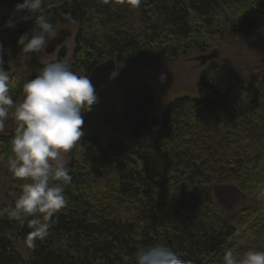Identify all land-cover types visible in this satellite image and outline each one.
Segmentation results:
<instances>
[{"label":"trees","instance_id":"obj_1","mask_svg":"<svg viewBox=\"0 0 264 264\" xmlns=\"http://www.w3.org/2000/svg\"><path fill=\"white\" fill-rule=\"evenodd\" d=\"M22 2L0 0V40L27 81L45 66L40 51L25 54L16 43L32 21L3 27ZM138 7L131 0H45L42 11L56 27L69 23L65 14L80 24L70 65L88 77L105 58L117 68L151 66L205 51L218 37L246 39L264 28V0H141ZM97 96L92 111L83 113L82 159L74 153L68 165V203L27 256L16 239L27 241L31 229L7 216L23 183L7 166L15 132L0 136L10 175L0 205V264H135L137 249L156 243L192 264H223L228 248L264 251V64L238 73L224 69L219 77L207 70L196 96L160 109L147 82L111 79ZM217 186H234L255 201L230 215L216 202Z\"/></svg>","mask_w":264,"mask_h":264},{"label":"clouds","instance_id":"obj_2","mask_svg":"<svg viewBox=\"0 0 264 264\" xmlns=\"http://www.w3.org/2000/svg\"><path fill=\"white\" fill-rule=\"evenodd\" d=\"M139 6L141 0H131ZM45 0H23L15 5L13 14L3 27L14 28L22 21H32V27L17 39L25 53L39 52L48 47L57 35L56 26L43 14ZM65 20L77 21L65 14ZM9 49L0 40V134L6 131L11 117L17 122L11 140L9 173L23 181L14 205L7 209L9 219L31 229L27 245L48 237L52 220L68 203L65 187L72 175L65 155L84 136L83 113L91 112L98 102L91 79L75 72L70 62L47 63L34 78L22 85L23 99L14 101L10 94L11 77L4 67ZM264 196V190L261 191ZM223 264H264V251L249 249L244 253L228 248ZM135 264H192L167 245L156 243L141 246L135 253Z\"/></svg>","mask_w":264,"mask_h":264},{"label":"rangeland","instance_id":"obj_3","mask_svg":"<svg viewBox=\"0 0 264 264\" xmlns=\"http://www.w3.org/2000/svg\"><path fill=\"white\" fill-rule=\"evenodd\" d=\"M264 15V11H261ZM133 26L137 30L141 28V8L138 7L133 11ZM232 19V18H231ZM234 23V20H233ZM58 36L62 38L61 43L57 45L53 53H47L46 49L40 51V62L46 65L49 62L58 60H67L72 62L74 51L76 48V38L80 29V24L68 23L56 27ZM207 44L205 51L192 50L181 54L179 57L172 60H162L157 64L147 66L144 64L131 65L117 68L112 75V79L121 81L125 84H131L138 81L147 82L154 93L156 106L158 109L165 106L167 103L175 99L190 96L194 97L198 92V85L203 73L207 70H212L215 77L222 75V70L228 72L245 71L246 69H254L264 64V28L253 32L250 37L230 38L218 37ZM49 46V45H48ZM216 51L218 56L216 59L201 64L199 57ZM61 52H65V57L60 59ZM12 54L5 55L4 67L10 73L11 77V93L14 95V101L19 102L23 99L22 85L26 80L22 79L21 73L25 72V68L18 63H10ZM9 57V58H8ZM105 58L104 61H108ZM79 74L86 75L84 70L76 71ZM87 76V75H86ZM17 81V82H16ZM16 83L17 87H15ZM18 90V92H16ZM17 122L11 117L7 121L6 131L0 136H11L15 132ZM76 153L79 160L82 159V152L77 143L74 148L65 155L68 165L72 161V155ZM264 170V165H262ZM3 159L0 157V205L6 202V193L10 190L8 177L6 175ZM8 174V172H7ZM216 202L220 206L221 211L230 213V215L238 214L243 208L250 207L254 203V198L244 196L234 186H221L217 190ZM253 225V220H250L242 227V230ZM19 252L23 256H27L29 247L25 240L16 239Z\"/></svg>","mask_w":264,"mask_h":264},{"label":"water","instance_id":"obj_4","mask_svg":"<svg viewBox=\"0 0 264 264\" xmlns=\"http://www.w3.org/2000/svg\"><path fill=\"white\" fill-rule=\"evenodd\" d=\"M62 38H60L58 35L57 37L52 40L49 44V46L46 49L47 53H53L57 47L61 43ZM218 56V53L216 51H213L210 54L203 55L199 57V61L201 64H206L207 62L216 59ZM117 66L116 63L113 60H108L100 65H98L89 75V78L91 79L93 85L96 88L97 94H103L106 93L109 87V84L111 83L112 75L116 72ZM221 187V186H219ZM218 186L214 188V196L217 197V190L219 188Z\"/></svg>","mask_w":264,"mask_h":264}]
</instances>
